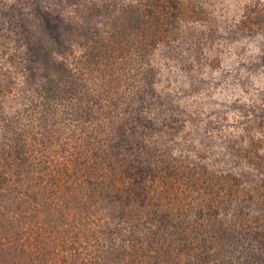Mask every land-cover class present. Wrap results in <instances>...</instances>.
Segmentation results:
<instances>
[{"label":"trees","instance_id":"obj_1","mask_svg":"<svg viewBox=\"0 0 264 264\" xmlns=\"http://www.w3.org/2000/svg\"><path fill=\"white\" fill-rule=\"evenodd\" d=\"M74 11V28L47 12L4 16L27 104L0 107V264H264L261 196L223 171L228 154L166 155L170 130L138 147L161 131L142 107L159 96L149 65L133 75L128 60L159 22L145 8Z\"/></svg>","mask_w":264,"mask_h":264},{"label":"rangeland","instance_id":"obj_2","mask_svg":"<svg viewBox=\"0 0 264 264\" xmlns=\"http://www.w3.org/2000/svg\"><path fill=\"white\" fill-rule=\"evenodd\" d=\"M81 4L145 8L159 22L156 33L139 43L142 50H131V59L125 56L131 60L128 66L133 75L149 65L159 96L152 106L142 107L144 119L161 131L148 134L143 129L146 133L139 136L138 147L153 151L150 141L161 136L162 130H170L172 135L161 136L166 155L211 164L217 154H228L231 159L223 171L229 168L240 175L242 189L261 196L264 213V22H254L264 14V0H0V24L8 25L7 30L0 25V107L4 112L27 104L18 97L25 88L21 69L25 55L18 53L15 44L21 39L9 29L5 14L13 10L21 21L47 12L58 26L74 28L81 25L74 11ZM172 19L175 25L169 23ZM3 45L8 52L2 51ZM74 50L82 52L78 47ZM139 85L134 82L122 88L135 91ZM248 252L251 249L242 254Z\"/></svg>","mask_w":264,"mask_h":264}]
</instances>
